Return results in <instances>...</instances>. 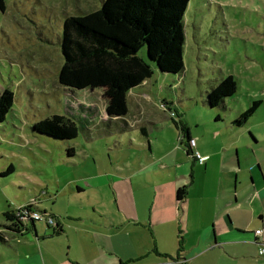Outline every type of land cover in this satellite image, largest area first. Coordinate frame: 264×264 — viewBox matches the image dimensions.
<instances>
[{"label": "rangeland", "instance_id": "rangeland-1", "mask_svg": "<svg viewBox=\"0 0 264 264\" xmlns=\"http://www.w3.org/2000/svg\"><path fill=\"white\" fill-rule=\"evenodd\" d=\"M3 2L4 10L0 3V93L6 89L13 91L16 102L7 120L0 123V227L7 224L5 212L19 210L28 204H36L39 209L54 216L55 222L59 221L64 226L72 241L85 240L86 231H81L87 227L95 229L106 225L108 220L105 217L116 223L131 218L133 222L124 223L128 228L125 237L141 250L145 244H151L146 253L152 255H147L142 261L125 264H151L156 259L159 263L178 264L181 239L167 237L165 244L162 241L166 245L163 254L170 255L172 259L158 256V245L150 228L145 227L147 225L142 221L146 215L135 202V190L139 189L131 180H122L121 176L129 172L128 168L132 172L146 167L140 174L143 177L140 184L155 185L160 178L155 177L159 164L151 163L153 157L162 162H186L175 125L182 121H186L190 133L201 141L204 148L219 153L213 161L229 156L237 167L238 163L243 167L251 166L257 182L263 180L264 0L191 1L186 14L185 72L180 83L185 96L171 91L170 87L175 82L171 84L154 76L150 81V99L143 107L142 119L155 121L162 127L160 137L150 134L151 151L146 143L139 147L145 140L139 130L134 131L132 144L121 137L124 135L116 130V126H112L115 131L110 130L108 134L106 127L93 125L92 120L104 116L106 111L100 92L72 90L59 84V73L64 63L61 37L65 19L99 10L102 0ZM215 70L219 77L235 75L240 79L239 93L227 102L228 111L219 114L221 123H216L218 113L203 112V88L199 87L200 78L210 77L209 73ZM160 86L164 89L161 90ZM165 96L168 103H174L172 109L179 113L178 117H172L165 109L161 99ZM256 100H263L257 114L245 126L233 130L232 122ZM181 101L182 105L179 104ZM54 115L75 120L79 127L78 137L58 140L33 131L37 122ZM249 131L254 133L260 146L252 155L245 156L243 147ZM231 146L239 149L238 161L230 151ZM70 148L75 151L73 156L69 155ZM259 163L261 172L255 169ZM11 166L13 170L6 173ZM189 166L191 168L192 160ZM191 175L196 179L197 186L189 192V200L200 202L204 174L198 172ZM150 181L154 182L148 183ZM169 182L163 180L161 183ZM246 185L243 181L241 192H246ZM257 187L264 190V185ZM147 192L152 194V191ZM204 202L212 209L216 203L214 199H205ZM184 209L193 211L191 219L194 228L198 223L194 214L196 209L190 205ZM203 209L208 215L212 213L208 208ZM242 217L247 218L245 214ZM255 226L254 222L253 228ZM36 230L40 238L51 234L45 220L36 222ZM112 234L118 242L117 234ZM19 241L27 243V248L32 239L21 238ZM58 241L65 243L66 240L42 242L45 254L50 252L55 255L59 249ZM192 245L188 243L187 250L195 255L201 247ZM7 250L0 244V264H13L14 253ZM114 259L115 264H121ZM197 264H264V257H259L257 246L244 244L206 252Z\"/></svg>", "mask_w": 264, "mask_h": 264}, {"label": "crops", "instance_id": "crops-1", "mask_svg": "<svg viewBox=\"0 0 264 264\" xmlns=\"http://www.w3.org/2000/svg\"><path fill=\"white\" fill-rule=\"evenodd\" d=\"M151 80L153 78L145 81L142 86L129 93L127 97L129 113L126 117L110 118L107 111H105L104 116H98L99 120H92L93 125L97 128H102L104 123L108 121L111 127L116 126V130L124 135L121 137H125L131 143V139H133V135L135 134L134 131L139 130L145 137V140L141 141L139 147L146 143L148 144V149L151 151L153 144L150 140V134L158 138L162 130V127L157 122L142 119L144 116L143 107L150 99L149 95L151 92L149 91V87L151 86ZM160 89L163 90L164 88L160 86ZM88 91L94 92L91 90ZM161 93L163 94L164 91ZM161 99L162 102L169 101L166 96ZM182 103L183 101L181 105ZM176 116H179L178 112ZM221 122V120H216V123ZM175 125L177 126L179 146L185 153L186 162H162L153 157L151 163L159 164V170L155 173V177H159L160 182H157L155 185L153 183L154 181L148 182L153 183V185L150 184L149 186L148 184H140L143 178L140 177V174L146 170V167L132 172L128 168L129 172L121 176L122 180H131L139 189V191L135 190V202L139 210H142L146 215V218L142 221L147 225L145 227L150 228L153 240L158 245L159 250H156L158 256L162 259H167V257L172 259L170 255L163 254L166 245L164 246L162 244V241L164 242V240H168L167 237H170L178 239V241L181 239L177 259H185L188 264H197V261L206 252L215 249L227 250L228 248L244 244L257 246L259 257H264V255H260V249L263 246L262 239L264 240V190H258L257 187L260 184L264 185V173L261 174L263 180L257 182L251 166L243 167L241 163L240 166L238 163L237 167L236 163L230 160L229 156H227V159L216 161V166V162L213 160L219 153H215L209 148H204L201 145V141L192 136L190 130L187 128L186 121ZM242 127H232V129L236 130ZM115 128L110 130L115 131ZM189 138L196 139V150L202 157L206 158L205 162L200 163L192 156L191 152H188ZM245 143V148L243 147L245 156L252 155L260 146L252 131L247 133ZM230 151L234 153V158L238 161V147L231 146ZM227 152L229 153V150ZM190 160H192L191 168L189 166ZM255 169L261 172V164H257ZM118 171L121 172L122 170ZM198 172L204 174L201 185L203 197L200 198V202L198 200L193 202L189 200V192L197 186V181L191 174H197ZM151 180L154 179L151 178ZM163 180L170 182L162 185L161 182ZM186 180L188 181L186 182ZM243 181L246 182V186L248 187L244 190L246 192H241L240 190ZM187 183H189V186ZM182 188H187V195L186 199L180 203L177 200V194ZM79 189L80 191L82 190L81 188ZM147 191H152V194L149 195ZM205 199H214L216 201L213 209L205 204ZM186 205L194 206L196 209L194 214L197 216L198 223L194 228L191 219L193 211L188 210L187 212L184 209ZM195 205L198 206V209ZM203 208L212 210V213L208 215ZM39 210L42 212L45 211ZM243 214L247 218L244 219L242 217ZM105 218L108 220L106 225H100L95 229H88L87 227L81 231H86L84 232L86 234L85 240H70V234L65 232L64 226L59 221L56 227L47 225V229L51 231V234H47V238H40L36 230V223L29 222L27 231L21 236H18V238L10 236V242L8 244L1 242L0 244L7 247V252L14 253L15 257L13 259L10 257L13 260V264H115L114 258L121 261V264H125L139 262L143 258H146L147 255H152L149 252L146 253L148 251L147 247H151V244H145L146 246L141 250L138 246L135 247L128 237H125L128 234L126 232L128 228H126L127 225L124 223L130 224V222H133V219L127 218L126 220H121L122 222L120 223H116L109 217ZM254 222L256 225L255 228H253ZM211 226L212 228L210 229ZM258 230L263 231L261 236L255 235ZM113 232L117 234L116 236L119 238L118 242H115ZM21 238H31L32 242L26 248L27 243L19 241ZM55 239H64L66 241L65 243L58 241L59 249L55 255L50 252L45 254L44 247L41 243L45 240ZM188 243H192L193 247H201L200 251L192 255L193 252L187 250ZM35 244L37 245L35 246ZM126 252L128 253L125 254ZM151 264L164 263H159L156 259L155 263Z\"/></svg>", "mask_w": 264, "mask_h": 264}, {"label": "trees", "instance_id": "trees-1", "mask_svg": "<svg viewBox=\"0 0 264 264\" xmlns=\"http://www.w3.org/2000/svg\"><path fill=\"white\" fill-rule=\"evenodd\" d=\"M191 1L102 0L99 10L67 17L61 37L64 63L59 73V84L72 90L100 91L110 118L126 117L129 113V93L154 76L164 82H175L170 87L171 91L185 96L180 83L185 72L184 53L188 38L186 14ZM0 3L4 10L3 0ZM209 76H202L199 82V87L203 88V112L225 113L228 111L227 102L240 91V79L235 75L219 77L216 70ZM15 102L13 91L6 89L0 93V123L7 120ZM163 104L167 112L177 115L171 108L173 104ZM262 104L263 100L250 103L249 108L240 113L231 126H244ZM109 124L105 122L104 127L110 132ZM33 131L58 140H74L79 135L78 123L62 115L37 122ZM68 152L73 156L75 151L70 148ZM188 152L192 153L190 147ZM12 170L13 166L6 173ZM186 189L178 191V202L186 199ZM34 210L40 211L36 204H28L19 210L5 212L7 224L0 227V242L8 244L10 236L18 238L27 231L29 222L36 223L37 220L31 218ZM42 214L48 215L46 211ZM47 225L56 227L57 222Z\"/></svg>", "mask_w": 264, "mask_h": 264}, {"label": "built area", "instance_id": "built-area-1", "mask_svg": "<svg viewBox=\"0 0 264 264\" xmlns=\"http://www.w3.org/2000/svg\"><path fill=\"white\" fill-rule=\"evenodd\" d=\"M172 117L175 116L174 113H171ZM196 139H191L190 142H189V147L192 149V156L197 160L199 161L200 163H203L206 161V158L205 157H202L201 154L196 150ZM31 218L34 219V220H37V221H42V220H45L49 225H55L56 222H55V219L52 218L51 216L49 215H44L42 214L41 211H36L34 210L32 215H31ZM263 234V231L262 230H258L256 231L255 235L256 236H261ZM260 255H264V247H262L260 249ZM178 264H188L187 263V260L185 259H182L180 258L178 260Z\"/></svg>", "mask_w": 264, "mask_h": 264}, {"label": "water", "instance_id": "water-1", "mask_svg": "<svg viewBox=\"0 0 264 264\" xmlns=\"http://www.w3.org/2000/svg\"><path fill=\"white\" fill-rule=\"evenodd\" d=\"M32 223V222H31Z\"/></svg>", "mask_w": 264, "mask_h": 264}]
</instances>
